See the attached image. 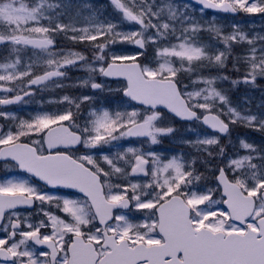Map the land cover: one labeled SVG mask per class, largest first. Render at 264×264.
Masks as SVG:
<instances>
[{
    "label": "snow or ice",
    "instance_id": "6c2138e0",
    "mask_svg": "<svg viewBox=\"0 0 264 264\" xmlns=\"http://www.w3.org/2000/svg\"><path fill=\"white\" fill-rule=\"evenodd\" d=\"M196 3L109 0L104 15L89 0H0V159L29 174L0 179V264H264V143L230 138L236 125L264 133V104L221 87L264 80V34L203 19L264 17V0ZM230 61L240 79L221 74ZM72 69L86 76L65 83ZM67 88L93 94L55 95ZM105 91L122 93L115 106ZM37 92L52 110L9 108ZM177 137L194 153L152 147Z\"/></svg>",
    "mask_w": 264,
    "mask_h": 264
},
{
    "label": "rangeland",
    "instance_id": "374dc122",
    "mask_svg": "<svg viewBox=\"0 0 264 264\" xmlns=\"http://www.w3.org/2000/svg\"><path fill=\"white\" fill-rule=\"evenodd\" d=\"M89 2L91 4L94 3V2H91L90 0H89ZM100 8H98V9L101 11L103 7L101 9ZM197 11H198V9H197ZM213 16H215L216 19L218 18L217 19V22L219 24H221V25L224 26L226 32H230L229 30L231 29V25L236 22V24H239L241 27L246 28L245 31H249L250 30L253 35L255 33H257V32H260V33L264 34V17H261L259 14H255V15H253V14H246L245 15V18H241L240 17L238 19H232L231 17H229L228 15H225V14L217 15V14H214V13H208L207 15H205L203 17V19H205V20H211L213 18ZM122 47H125L126 49H128L127 48V45H124ZM241 49H242V47L240 46L239 50L241 51ZM28 55H31V53L29 52ZM151 56L152 55H150L149 58H151ZM117 85L118 84L115 83V86H113L112 88L113 89L121 88V86H117ZM223 85H224V82L222 83V87H223ZM62 92L64 94L65 93H68L66 91H62ZM59 95H63V94H61V91L58 90V95L57 96H59ZM98 95H100L99 96V100L100 101H104V99L106 97V94L103 93V94H98ZM118 102H119V97L116 96V94H115V97L113 98V106H115V104L118 103ZM189 127H192V126H190V125L189 126H183L182 129L180 130V135H184L185 138H188V139H195V136L194 135L187 134L186 130ZM168 139L170 141H173L174 140L176 142H179V137H177V138H171V139L168 138ZM169 149H174V150H176L178 152H180V151L189 152L188 150L183 149V147H179V149H178V148H173V147L170 146ZM218 195L216 196V199L217 200L220 199V197H219L220 195L219 196ZM216 207L223 209L220 205H217ZM141 219L142 218L140 217V215L139 214H136V218H135L134 222H140Z\"/></svg>",
    "mask_w": 264,
    "mask_h": 264
}]
</instances>
